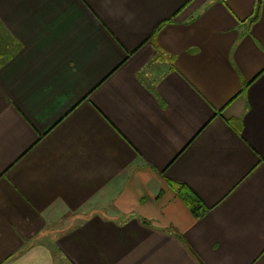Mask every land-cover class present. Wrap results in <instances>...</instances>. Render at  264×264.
Returning <instances> with one entry per match:
<instances>
[{
    "label": "crops",
    "instance_id": "1",
    "mask_svg": "<svg viewBox=\"0 0 264 264\" xmlns=\"http://www.w3.org/2000/svg\"><path fill=\"white\" fill-rule=\"evenodd\" d=\"M52 254L264 264V0H0V264Z\"/></svg>",
    "mask_w": 264,
    "mask_h": 264
},
{
    "label": "trees",
    "instance_id": "2",
    "mask_svg": "<svg viewBox=\"0 0 264 264\" xmlns=\"http://www.w3.org/2000/svg\"><path fill=\"white\" fill-rule=\"evenodd\" d=\"M257 15L252 19H256ZM253 21V20H251ZM172 187L176 191L177 195L187 204L191 212L197 217H202L205 212V206L199 200V198L184 184L172 182Z\"/></svg>",
    "mask_w": 264,
    "mask_h": 264
},
{
    "label": "rangeland",
    "instance_id": "3",
    "mask_svg": "<svg viewBox=\"0 0 264 264\" xmlns=\"http://www.w3.org/2000/svg\"><path fill=\"white\" fill-rule=\"evenodd\" d=\"M49 240V239H48ZM49 242L51 243V245H50V247L52 248V251L53 252H55L56 251V247H55V244H54V242L53 241H51V240H49ZM53 256V260L51 261V262H49V263H55L56 264V262L55 261H58L59 260V258L57 257V255L56 254H52ZM62 260H63V262H65V260L62 258Z\"/></svg>",
    "mask_w": 264,
    "mask_h": 264
}]
</instances>
